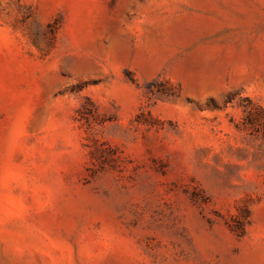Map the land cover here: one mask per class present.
Masks as SVG:
<instances>
[{"label": "rangeland", "instance_id": "374dc122", "mask_svg": "<svg viewBox=\"0 0 264 264\" xmlns=\"http://www.w3.org/2000/svg\"><path fill=\"white\" fill-rule=\"evenodd\" d=\"M0 264H264V0H0Z\"/></svg>", "mask_w": 264, "mask_h": 264}]
</instances>
